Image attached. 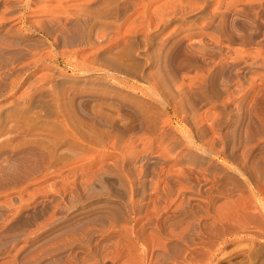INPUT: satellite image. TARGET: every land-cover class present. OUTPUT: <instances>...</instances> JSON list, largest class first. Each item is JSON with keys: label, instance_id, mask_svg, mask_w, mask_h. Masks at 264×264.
<instances>
[{"label": "rangeland", "instance_id": "obj_1", "mask_svg": "<svg viewBox=\"0 0 264 264\" xmlns=\"http://www.w3.org/2000/svg\"><path fill=\"white\" fill-rule=\"evenodd\" d=\"M0 264H264V0H0Z\"/></svg>", "mask_w": 264, "mask_h": 264}]
</instances>
